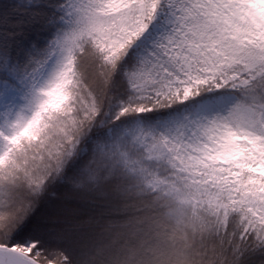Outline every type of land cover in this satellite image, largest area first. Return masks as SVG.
<instances>
[{"label":"snow or ice","instance_id":"1","mask_svg":"<svg viewBox=\"0 0 264 264\" xmlns=\"http://www.w3.org/2000/svg\"><path fill=\"white\" fill-rule=\"evenodd\" d=\"M0 264H264V0H0Z\"/></svg>","mask_w":264,"mask_h":264},{"label":"trees","instance_id":"2","mask_svg":"<svg viewBox=\"0 0 264 264\" xmlns=\"http://www.w3.org/2000/svg\"><path fill=\"white\" fill-rule=\"evenodd\" d=\"M87 201L80 198V196L69 193L64 189L58 191L57 196L54 198V204L50 206L49 211L54 213H59L61 209H66V214L78 213L80 208H83L87 205ZM80 206L78 208L77 206Z\"/></svg>","mask_w":264,"mask_h":264},{"label":"rangeland","instance_id":"3","mask_svg":"<svg viewBox=\"0 0 264 264\" xmlns=\"http://www.w3.org/2000/svg\"><path fill=\"white\" fill-rule=\"evenodd\" d=\"M58 212H59V213H64V214H66L65 212H67V210L63 208V209H61V211L59 210ZM56 213H57V212H56Z\"/></svg>","mask_w":264,"mask_h":264}]
</instances>
